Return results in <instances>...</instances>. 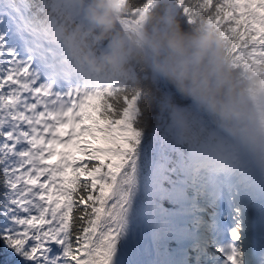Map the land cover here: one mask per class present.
<instances>
[{
  "label": "snow or ice",
  "instance_id": "6c2138e0",
  "mask_svg": "<svg viewBox=\"0 0 264 264\" xmlns=\"http://www.w3.org/2000/svg\"><path fill=\"white\" fill-rule=\"evenodd\" d=\"M172 3L264 84V0ZM76 5L0 0V241L17 264H264V168L253 182L227 139L192 148L162 129L170 99L188 103L169 84L77 76L48 15ZM156 7L135 0L121 23L134 31Z\"/></svg>",
  "mask_w": 264,
  "mask_h": 264
},
{
  "label": "clouds",
  "instance_id": "9594fccd",
  "mask_svg": "<svg viewBox=\"0 0 264 264\" xmlns=\"http://www.w3.org/2000/svg\"><path fill=\"white\" fill-rule=\"evenodd\" d=\"M130 0H86L90 27L66 28L72 57L85 70L127 77L136 70V86L147 75L153 85L164 82L188 101L164 110V122L181 134L202 130L201 141L227 139L264 168V84L243 79L235 69L227 42L207 23L186 26L172 0L157 7L134 30L121 23ZM91 37V39H89ZM108 40L110 50L92 46ZM152 131L151 123L145 126Z\"/></svg>",
  "mask_w": 264,
  "mask_h": 264
},
{
  "label": "trees",
  "instance_id": "16d2710c",
  "mask_svg": "<svg viewBox=\"0 0 264 264\" xmlns=\"http://www.w3.org/2000/svg\"><path fill=\"white\" fill-rule=\"evenodd\" d=\"M133 3H135V0H130V7H132ZM82 6H81V5ZM86 6V2L83 0H77L76 10H66L61 9L59 11H56L55 14L52 12H49L48 15L55 21L54 25V31L57 34L58 37V44L60 51L63 53L68 52V45L64 39V30L66 28L75 29L78 25L82 27H90V22L87 19L86 24H80V15L81 12L84 11ZM123 19V18H122ZM91 39V37H89ZM109 43L108 40H102L98 41L92 46L95 48L97 54H101L100 47L104 45L105 43ZM109 51V50H108ZM78 63L80 61L76 60ZM83 65V64H81ZM93 76H96L95 81L98 80V77L103 81L102 83H108V84H116L120 86H129L132 87L133 85L130 83V75L127 77H117L111 74H104L102 72L94 71L92 73ZM136 86V85H135ZM151 123V120H146L145 126ZM172 133L175 136L182 135L184 138V142L190 147L191 142L193 141H199L200 135L202 134V130L193 129L189 134L184 135L178 132L176 129L171 128ZM210 140V139H209ZM0 264H17V258H15L12 253L3 245L2 241H0Z\"/></svg>",
  "mask_w": 264,
  "mask_h": 264
},
{
  "label": "rangeland",
  "instance_id": "374dc122",
  "mask_svg": "<svg viewBox=\"0 0 264 264\" xmlns=\"http://www.w3.org/2000/svg\"><path fill=\"white\" fill-rule=\"evenodd\" d=\"M203 145V143H201V144H194L193 146H192V148H200L201 146ZM257 169H258V166L254 163V167H252V172L253 171H257ZM256 173V172H255Z\"/></svg>",
  "mask_w": 264,
  "mask_h": 264
}]
</instances>
